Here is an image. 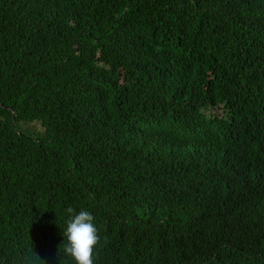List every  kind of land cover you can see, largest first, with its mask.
<instances>
[{"label":"trees","instance_id":"obj_1","mask_svg":"<svg viewBox=\"0 0 264 264\" xmlns=\"http://www.w3.org/2000/svg\"><path fill=\"white\" fill-rule=\"evenodd\" d=\"M0 104V264H264V0H0Z\"/></svg>","mask_w":264,"mask_h":264},{"label":"clouds","instance_id":"obj_2","mask_svg":"<svg viewBox=\"0 0 264 264\" xmlns=\"http://www.w3.org/2000/svg\"><path fill=\"white\" fill-rule=\"evenodd\" d=\"M66 213L68 218L63 230L62 244L64 254L70 257L74 264H94L101 237L93 214L83 209L77 211L71 206L66 208ZM41 262L45 264L44 261Z\"/></svg>","mask_w":264,"mask_h":264},{"label":"rangeland","instance_id":"obj_3","mask_svg":"<svg viewBox=\"0 0 264 264\" xmlns=\"http://www.w3.org/2000/svg\"><path fill=\"white\" fill-rule=\"evenodd\" d=\"M211 112L213 114H221L222 113V109L221 108H214V109H211ZM25 126H28V125H25ZM39 128V126H38ZM22 130V129H21ZM24 131V130H23ZM25 132V131H24Z\"/></svg>","mask_w":264,"mask_h":264},{"label":"water","instance_id":"obj_4","mask_svg":"<svg viewBox=\"0 0 264 264\" xmlns=\"http://www.w3.org/2000/svg\"><path fill=\"white\" fill-rule=\"evenodd\" d=\"M0 107H2V105L0 104ZM9 110H11L12 111V108L11 107H9ZM12 114H13V112H12ZM13 116H14V114H13Z\"/></svg>","mask_w":264,"mask_h":264}]
</instances>
